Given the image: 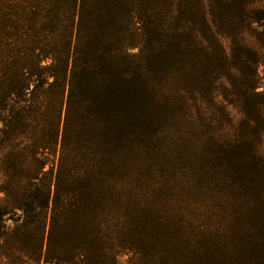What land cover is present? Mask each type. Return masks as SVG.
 Instances as JSON below:
<instances>
[{"label": "trees", "instance_id": "16d2710c", "mask_svg": "<svg viewBox=\"0 0 264 264\" xmlns=\"http://www.w3.org/2000/svg\"><path fill=\"white\" fill-rule=\"evenodd\" d=\"M168 1L0 0V171L19 174V189L40 208L52 200L53 223L58 209L75 234L63 249L50 235L46 262L106 264L109 252L130 247L154 251L157 263L264 264V94L255 60L234 65L250 73L237 88L246 119L231 135H220L230 118L191 117L185 96L195 90L225 112L210 91L219 62L194 41L193 0L167 15ZM251 2L231 8L242 17ZM143 153L158 159L164 184L146 201L134 175ZM14 182H4L8 198ZM10 203L11 215L31 207L18 195ZM114 206L111 243L97 224ZM85 209L95 225L88 237L76 229Z\"/></svg>", "mask_w": 264, "mask_h": 264}, {"label": "rangeland", "instance_id": "374dc122", "mask_svg": "<svg viewBox=\"0 0 264 264\" xmlns=\"http://www.w3.org/2000/svg\"><path fill=\"white\" fill-rule=\"evenodd\" d=\"M182 1L184 3V0H169L165 2L167 3V15L178 13L179 6L177 3ZM232 4V0H193V3L189 5L191 7L190 14H195L194 23H190L194 41L203 44L212 53L215 51L214 56L218 59V68L213 73V76L219 78L216 80L214 78V81L210 83V91L213 93L214 101L218 105L226 107L224 112L226 115L217 106L213 109L209 105L207 100L211 95L196 90L185 96L186 110L196 120L198 118L208 120L210 119L209 117L214 116L226 120L230 118V124L226 125L220 133V135L225 137L231 135L235 130L233 127L246 119L243 111H246L247 105H244L242 101H238L239 95L242 93L237 88H239V82L243 80L245 82L246 80L247 82L249 81L250 68L244 64L245 74L242 76L235 70L234 65L239 64L240 61L247 62L250 59H254L257 69L256 89L264 94V0H252L250 7L245 10V14L242 17L234 14L236 9L231 8ZM210 11H212V14L209 13ZM248 12L255 18L247 16ZM203 13L206 14V22L203 20ZM141 49L142 47L139 46L132 50L133 52H139ZM209 77L211 78L210 74ZM170 129V132H173V128L171 127ZM260 149L264 152V143L260 145ZM147 155L149 154L143 153L140 155L137 162L140 163V169L134 172V175L140 177V193L141 191L143 192V201H146L151 196L150 190L164 185L161 182V173L158 170V159L147 158ZM3 159L4 156L0 154L1 167L4 166ZM53 160L54 156L52 155L47 168L50 167ZM12 175V173L5 175L0 171V211H8L2 216L0 214L1 264H51L50 261L46 262L50 235H53L59 241L57 246L59 245L62 248L60 246L61 243H66V240L75 234L70 232L71 225L64 221V216L60 214L58 209V220L53 223L54 208L52 200H50L48 208H40L37 202L30 201V197L26 198L29 192H25L23 188L19 189L23 178L21 179L19 174ZM165 176L167 177L168 174H165ZM12 179L15 181L12 187L13 189L17 188L18 191L11 194V196L9 195L8 198L3 187ZM4 182L6 183L4 184ZM50 185L53 197L55 180L48 177V187ZM122 188L127 190L125 186ZM140 193L137 197L138 199L142 197ZM16 195L21 197L22 202H30L32 208L24 205L18 206L15 213L11 215L14 208L10 202L12 197ZM119 204L121 205V203ZM200 207L201 205L198 211L197 209L194 211V214L198 215L201 211ZM115 211L116 206H114V211L104 212L101 218H98L100 224H97V228L102 231L101 236L111 243H115L119 236L118 232H116V226L112 224L113 222L119 223ZM85 212L87 213L81 218L76 229H79L80 235L88 237L93 235L95 225L92 212L90 210L87 211V209H85ZM109 254L106 264H169L157 263L158 258L154 251L145 255L130 247H118L114 252H109Z\"/></svg>", "mask_w": 264, "mask_h": 264}]
</instances>
